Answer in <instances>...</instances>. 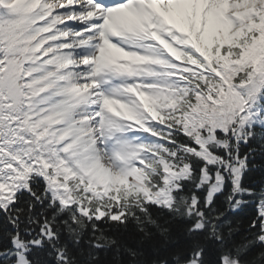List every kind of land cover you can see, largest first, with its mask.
I'll return each mask as SVG.
<instances>
[{
	"label": "snow or ice",
	"instance_id": "6c2138e0",
	"mask_svg": "<svg viewBox=\"0 0 264 264\" xmlns=\"http://www.w3.org/2000/svg\"><path fill=\"white\" fill-rule=\"evenodd\" d=\"M0 264H264V0H0Z\"/></svg>",
	"mask_w": 264,
	"mask_h": 264
}]
</instances>
